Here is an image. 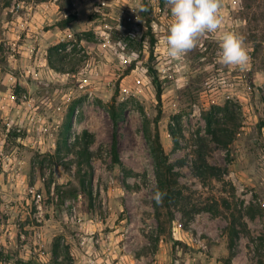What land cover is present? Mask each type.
I'll return each mask as SVG.
<instances>
[{"label":"rangeland","instance_id":"1","mask_svg":"<svg viewBox=\"0 0 264 264\" xmlns=\"http://www.w3.org/2000/svg\"><path fill=\"white\" fill-rule=\"evenodd\" d=\"M13 1L0 0V264H264V0H221L242 67L219 63L214 34L166 57V0H57L38 48L13 61ZM158 108L167 203L154 199Z\"/></svg>","mask_w":264,"mask_h":264},{"label":"clouds","instance_id":"2","mask_svg":"<svg viewBox=\"0 0 264 264\" xmlns=\"http://www.w3.org/2000/svg\"><path fill=\"white\" fill-rule=\"evenodd\" d=\"M169 19L165 26L164 54L170 59H180L194 47L200 37L214 34L218 40V61L226 66L245 65L249 55L244 38L224 25L221 0H166ZM133 11H147L143 0H137ZM164 193L157 190L154 199L162 201Z\"/></svg>","mask_w":264,"mask_h":264},{"label":"built area","instance_id":"3","mask_svg":"<svg viewBox=\"0 0 264 264\" xmlns=\"http://www.w3.org/2000/svg\"><path fill=\"white\" fill-rule=\"evenodd\" d=\"M51 7L58 9L57 0L13 1L11 11H14L16 17L15 20L11 21L9 31L13 33L14 40L12 42L3 41L5 47L9 46L10 60L15 61L16 55L20 54L31 55L38 48L41 37L45 34V21L48 19L46 13ZM122 91L127 92L126 87H123ZM27 191L41 208V194L32 186H29Z\"/></svg>","mask_w":264,"mask_h":264},{"label":"trees","instance_id":"4","mask_svg":"<svg viewBox=\"0 0 264 264\" xmlns=\"http://www.w3.org/2000/svg\"><path fill=\"white\" fill-rule=\"evenodd\" d=\"M121 39H122L124 46L130 50L141 49L143 47V40L138 39L136 35H132L131 31L125 32L123 35H121ZM154 44H155V40L153 38L150 39L149 44H148V50L150 54H152ZM148 69H149L150 75L153 78V82L155 85L156 98L158 102L160 103L161 102V86H160L159 79L157 75L155 74V71L151 67H149ZM114 110H115V99L113 98L110 103V113H111V117L113 121H115L117 118V113H115ZM159 115H160V108H158V113L155 118L154 131L150 137V146H151V153H152V156L154 159V165H155V179H156L157 190L164 193L161 203H167L173 198L174 193H176L175 191L176 174L168 162L167 155L161 143L160 132L157 126V119L159 118ZM262 126H264V122H262ZM116 150L117 149L114 143L113 144L114 154H116ZM80 154H84V156H86V151L83 150L82 152H80ZM198 174H200L201 176H206V175L215 176L216 172L212 167L202 164V167L198 169ZM230 245H232V241L230 242ZM20 262L21 264H37V263H33L30 259L28 260L21 259Z\"/></svg>","mask_w":264,"mask_h":264},{"label":"crops","instance_id":"5","mask_svg":"<svg viewBox=\"0 0 264 264\" xmlns=\"http://www.w3.org/2000/svg\"><path fill=\"white\" fill-rule=\"evenodd\" d=\"M37 2H39V1H44V0H36ZM55 8L54 7H51L50 9H49V11L46 13V17L47 18H50L51 17V12H53L52 10H54ZM57 10V9H56ZM45 15V14H44Z\"/></svg>","mask_w":264,"mask_h":264}]
</instances>
